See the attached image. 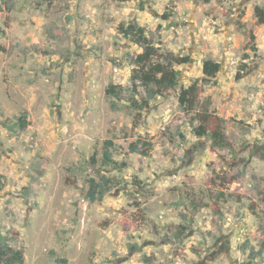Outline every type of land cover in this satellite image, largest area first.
Instances as JSON below:
<instances>
[{
	"label": "rangeland",
	"instance_id": "obj_1",
	"mask_svg": "<svg viewBox=\"0 0 264 264\" xmlns=\"http://www.w3.org/2000/svg\"><path fill=\"white\" fill-rule=\"evenodd\" d=\"M256 8L264 0H0V237L23 264H264ZM129 24L190 59L174 66L175 90L141 110L131 101L145 90L130 83L141 48L117 32ZM206 60L220 71L201 84ZM196 80L232 151L196 137L179 108ZM110 84L121 99L105 94ZM137 139L148 155L129 151ZM101 175L117 186L89 201L88 180Z\"/></svg>",
	"mask_w": 264,
	"mask_h": 264
},
{
	"label": "trees",
	"instance_id": "obj_2",
	"mask_svg": "<svg viewBox=\"0 0 264 264\" xmlns=\"http://www.w3.org/2000/svg\"><path fill=\"white\" fill-rule=\"evenodd\" d=\"M255 16L258 18V24L264 23V12L258 8L255 9ZM117 32L124 38L129 39L135 45L141 48V53L138 54L134 60V69L130 76L131 91L135 92L139 87L145 90V99L142 104L138 105L136 101H131L132 107L141 110L146 107L148 102L155 97H163L172 93L178 86V75L174 66L185 65L189 62V57H180L172 52H161L159 47H155L152 41L147 37L144 28L135 24H129L126 27L119 25ZM250 39L254 37L250 34ZM252 52L255 53L256 47H251ZM244 66H240L235 79L241 78V70ZM220 71V65L211 60H206L202 63L201 84H206L213 79ZM243 72V71H242ZM244 73V72H243ZM246 74L250 71H245ZM200 81H194L187 88H181L177 96L178 106L185 114H193L192 119L198 123L193 127V133L196 137L209 136L210 146L212 149H227L232 151V142L224 131V120L217 116L209 109L208 102L200 101L201 87ZM105 94L115 97L117 100L121 99L123 90L119 85L110 84L105 89ZM21 121V129H24L26 123L23 119ZM111 144L105 142V147L109 148ZM143 147V148H142ZM149 143L137 139L134 143L129 145L131 153H138L140 155H148ZM142 148V149H141ZM95 158V154L91 155V160ZM104 163L112 166L117 164L112 160L111 153L106 149L103 151ZM117 186V181L111 177L101 175L97 178L88 180V191L86 197L89 201H96L103 199L110 191ZM260 200L264 207V192L260 193ZM264 247V241L262 243ZM65 263V260H60ZM22 249H14L9 244L7 238L0 237V264H23Z\"/></svg>",
	"mask_w": 264,
	"mask_h": 264
}]
</instances>
